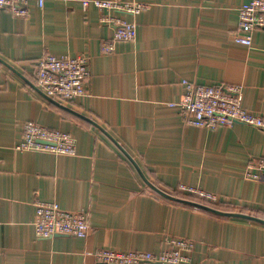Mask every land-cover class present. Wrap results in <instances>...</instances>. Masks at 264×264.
I'll return each instance as SVG.
<instances>
[{"label":"crops","instance_id":"obj_1","mask_svg":"<svg viewBox=\"0 0 264 264\" xmlns=\"http://www.w3.org/2000/svg\"><path fill=\"white\" fill-rule=\"evenodd\" d=\"M78 1L30 3L25 18L0 11V60L37 89L43 55L86 57V95L51 100L98 125L158 189L199 190L225 211L264 220V177L243 178L264 159V132L188 127L178 108L183 81L239 86L244 109L264 118V30L251 33L250 47L233 40L237 9L250 0H125L148 8L123 15L136 38L113 43L102 12ZM25 123L69 135L75 155L16 150ZM37 202L85 212L88 236L37 238ZM176 238L193 244L189 264H264V225L157 195L101 130L0 63V264H100L98 251L157 253Z\"/></svg>","mask_w":264,"mask_h":264},{"label":"built area","instance_id":"obj_2","mask_svg":"<svg viewBox=\"0 0 264 264\" xmlns=\"http://www.w3.org/2000/svg\"><path fill=\"white\" fill-rule=\"evenodd\" d=\"M46 1L70 2L71 0H0V11H7L16 18L28 15L30 3L42 9ZM83 11L90 7L102 12L99 22L113 30V42H129L136 38V26L128 22L123 15H138L148 6L144 3L125 0H79ZM237 33L235 43L250 47L251 33L264 30V0H250L237 9ZM112 46H105L110 52ZM35 83L37 89L48 98L71 103L86 95L89 79L88 59L78 55L74 57H56L43 55L35 63ZM184 93L179 104L183 123L188 127L212 130L231 127L236 124L249 126L264 132V118L247 112L242 106V92L239 86L203 85L182 82ZM18 151H33L54 155L74 156L73 139L66 134L45 129L34 123H25L22 128ZM264 176V159L251 162L243 178L260 181ZM197 194V191H191ZM205 194V195H204ZM210 201L215 197L199 192ZM35 235L39 239L56 235L85 239L90 231L85 212H67L55 203H35ZM166 248L157 253L132 252L118 253L98 251L94 257L100 264H189L193 244L186 239H168Z\"/></svg>","mask_w":264,"mask_h":264},{"label":"water","instance_id":"obj_3","mask_svg":"<svg viewBox=\"0 0 264 264\" xmlns=\"http://www.w3.org/2000/svg\"><path fill=\"white\" fill-rule=\"evenodd\" d=\"M0 63L3 64L6 68H8L10 71H12L13 73H15L18 77H20L23 81L27 82V84L29 86H31L33 89H35L43 98H45L48 102H50L51 104L55 105L56 107L69 112L71 114H73L76 117H79L80 119L86 121L87 123L91 124L92 126L98 128L99 130H101L108 138L109 140H111L119 149L120 151L126 156V158L131 162V164L134 166V168L136 169V171L138 172L139 176L141 177V179L143 180V182L145 183V185H147V187L149 189H151L154 193H156L157 195L161 196L162 198L184 205V206H188V207H192L194 209H198L200 211H204L206 213L218 216V217H223V218H235V219H242V220H246L249 222H253V223H257L260 225H264V220L254 217V216H250L241 212H231V211H222L219 210L217 208H214L212 206L209 205H205L202 203H198L186 198H182V197H178V196H174L172 194L166 193L164 191H162L161 189H158L157 187H155L154 185H152L143 175V173L140 171L139 167L136 165V163L121 149V147L118 146V144L111 139L100 127H98V125H96L94 122H92L90 119L79 115L73 111H71L70 109H68L67 107L60 105L58 102L51 100L50 98L46 97L44 94H42L38 89H36L35 87L32 86L31 83H29L28 81H26L16 70H14L12 67H10L9 65H7L6 63H4L3 61L0 60ZM54 237H66V236H62V235H56Z\"/></svg>","mask_w":264,"mask_h":264},{"label":"rangeland","instance_id":"obj_4","mask_svg":"<svg viewBox=\"0 0 264 264\" xmlns=\"http://www.w3.org/2000/svg\"><path fill=\"white\" fill-rule=\"evenodd\" d=\"M235 37H236V35H233V40H235ZM181 101H182V99H181ZM181 101L179 102V104L181 103ZM179 104H178V108H179ZM242 106H243V105H242ZM243 108H244V107H243ZM216 129H217V128H216ZM213 130H215V129L208 130V131H213ZM249 165H251V163H249V164L247 165V167H248ZM247 167H246V168H247ZM262 177H264V176H262ZM260 180H262V178H261ZM188 190H191V191H197V192H198V195H197V194H193V192H189ZM181 191L184 192V194H181V196L195 195L196 197H199L200 199H204V200H206V201L211 202V204H210V203H206V202H204V201H203V203L209 204V205H211V206H213V207H216V208H219V209L226 210V208H225L224 206H221V205L217 204L216 201H215V202H214V201H210V200H208L207 198H205V197L199 195V192H201V193H205V192H202V191H199V190H194V189H189V188H181ZM206 194H207V193H206ZM204 195H205V194H204ZM212 196H213V195H212ZM214 197H215V196H214ZM215 199H216V197H215Z\"/></svg>","mask_w":264,"mask_h":264},{"label":"trees","instance_id":"obj_5","mask_svg":"<svg viewBox=\"0 0 264 264\" xmlns=\"http://www.w3.org/2000/svg\"><path fill=\"white\" fill-rule=\"evenodd\" d=\"M81 9H82V7H81ZM84 12H85V11H84ZM181 84H182V83H181ZM182 86H183V84H182ZM183 89H184V87H183ZM172 195L177 196V195H175V194H172ZM179 197H180V196H179ZM182 198H186V199H189V200H192V201H195V202H198V203H202V204H205V205H209V204H206V203H210V204H211V202L206 201V200H204V199H200L199 197H196L195 195L182 196ZM203 201L206 202V203H203ZM209 206H211V205H209ZM212 207H213V206H212ZM214 208H216V207H214ZM217 209H219V208H217ZM219 210L225 211V210H223V209H219Z\"/></svg>","mask_w":264,"mask_h":264}]
</instances>
